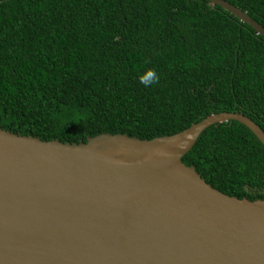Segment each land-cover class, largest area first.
<instances>
[{
    "label": "trees",
    "instance_id": "trees-1",
    "mask_svg": "<svg viewBox=\"0 0 264 264\" xmlns=\"http://www.w3.org/2000/svg\"><path fill=\"white\" fill-rule=\"evenodd\" d=\"M225 1L264 27V0ZM148 70L160 79L146 87ZM217 112L264 131V36L209 0H0L2 129L150 139ZM180 160L221 193L264 198V147L236 120Z\"/></svg>",
    "mask_w": 264,
    "mask_h": 264
},
{
    "label": "water",
    "instance_id": "water-1",
    "mask_svg": "<svg viewBox=\"0 0 264 264\" xmlns=\"http://www.w3.org/2000/svg\"><path fill=\"white\" fill-rule=\"evenodd\" d=\"M264 36L225 0H209ZM211 113L170 135L41 140L0 127V264H264V198L212 188L180 157Z\"/></svg>",
    "mask_w": 264,
    "mask_h": 264
},
{
    "label": "clouds",
    "instance_id": "clouds-1",
    "mask_svg": "<svg viewBox=\"0 0 264 264\" xmlns=\"http://www.w3.org/2000/svg\"><path fill=\"white\" fill-rule=\"evenodd\" d=\"M159 76L156 74L155 70H148L146 74L140 76V83L146 87L159 82Z\"/></svg>",
    "mask_w": 264,
    "mask_h": 264
}]
</instances>
